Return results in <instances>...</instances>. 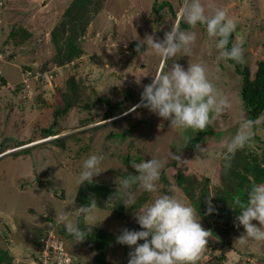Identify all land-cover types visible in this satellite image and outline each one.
Wrapping results in <instances>:
<instances>
[{
    "label": "rangeland",
    "instance_id": "374dc122",
    "mask_svg": "<svg viewBox=\"0 0 264 264\" xmlns=\"http://www.w3.org/2000/svg\"><path fill=\"white\" fill-rule=\"evenodd\" d=\"M154 1L91 0L85 12L87 29L79 40L83 53L74 61L56 66L52 60L59 51L51 40V31L71 0H0V76L8 81L7 84L0 81V145H3L0 147L3 151L0 153V242L11 257L13 252L18 254L15 256L20 259L17 264H27L31 254L39 253L37 239L48 227L61 231L64 225L57 220L63 210H72L73 223L82 224L75 215V209L80 206L76 195L81 187L76 186L75 177L83 159L91 153L104 156L98 169L100 173L93 180L114 187L124 173L135 174L133 162L153 157L165 160L162 170L166 176L165 179L159 177L156 191L159 195H175L193 208L176 182V171L188 167L206 174L212 183L213 179L217 180L222 164L220 140L230 139L238 122L248 119L241 93L242 75L237 72L234 61L217 60L214 40L207 36L203 26L197 25L192 29L197 34L192 55L182 56L176 62L187 67L188 61H203L209 79L229 97L231 107L203 131L187 129L183 132L169 127V121L138 107L143 85L150 82V76L162 63L167 70L172 61L162 62L151 52L141 60L132 43L152 34L162 39L172 23L183 21L177 16L181 0H157V5L162 1L171 4L159 12L153 8ZM208 2L202 0V3ZM212 2L237 21L234 43L243 42L242 68L249 66L254 74L257 61L264 59V0ZM14 26L29 33L20 44L10 38ZM69 77L77 83L72 97L81 106H74L60 116L56 134L52 135L60 139L56 142L54 138L48 139L51 136L42 137V130L53 123L54 110L62 104L61 92L68 94ZM129 93L132 97H127ZM87 103L92 104L90 108L82 106ZM117 103L121 104L113 108ZM107 112L109 117H106ZM253 130L255 134L250 143L241 149L250 156L264 151V122L260 119ZM36 138L48 140L28 142ZM25 146L31 147L25 151ZM170 152L179 159L176 164L166 166L172 158ZM125 156L133 159L126 161ZM131 191L132 203L143 198L135 209H142L153 200L150 193L139 188ZM229 206L230 216L236 217L234 206ZM135 209L127 205L132 216L124 221L110 207H96L94 227L117 237L123 228L135 223ZM200 223L210 233L207 244L212 247H204L201 252H213L209 264L221 257L222 252L225 255L219 262L233 264L245 248L253 249L260 254L257 256L264 255V243L250 240L243 247L237 246L236 239L243 228L237 229L234 221L227 231L226 243L212 235L201 217ZM65 237V247L80 256L83 264H95L94 251L86 239L76 243L70 235ZM128 252L127 246L111 243L109 259L115 264H127Z\"/></svg>",
    "mask_w": 264,
    "mask_h": 264
},
{
    "label": "clouds",
    "instance_id": "9594fccd",
    "mask_svg": "<svg viewBox=\"0 0 264 264\" xmlns=\"http://www.w3.org/2000/svg\"><path fill=\"white\" fill-rule=\"evenodd\" d=\"M177 16L189 27L181 29L179 22H174L170 30L164 32L162 39L152 34L136 40L135 51L139 59L142 60L151 52L159 56L162 62L172 61L167 70H164L162 63L160 69L150 76V82L143 85L137 106L169 121V127L179 132L187 129L203 131L231 107V101L209 79L203 61H188L187 67L176 61L182 56L192 55V45L197 38L192 29L197 25L203 26L207 36L214 40L218 61L241 63L243 42L228 47L229 36L236 30L237 21L229 17L225 9L216 7L212 0L207 4L202 3V0H181ZM260 119L264 117L257 120L241 119L230 139L220 140L225 167L229 166L238 150L250 143L255 134L254 125ZM197 148L204 151L199 145ZM169 156L179 159L171 152ZM103 159L100 153H91L83 159L75 177L78 188L94 182L93 177L100 173L98 169ZM165 162L155 157L133 162L131 166L135 174L118 178V185L106 202L119 200V204L131 207L133 186L143 192L154 193ZM237 205L239 212L234 226L237 229L242 226L243 231L236 241L240 245H247L250 240L264 243V181L251 180L246 200L241 202L238 199ZM96 207L97 200L90 194L88 203L75 209V215L82 217L84 228L73 223L72 210H63L57 222L62 223L73 241L78 243L97 224ZM214 211L211 196H208L207 212ZM134 219L139 228L125 227L116 237L118 244L129 248L127 264H196L210 235L209 231L202 228L194 208L169 193L156 196L142 209H135Z\"/></svg>",
    "mask_w": 264,
    "mask_h": 264
},
{
    "label": "trees",
    "instance_id": "16d2710c",
    "mask_svg": "<svg viewBox=\"0 0 264 264\" xmlns=\"http://www.w3.org/2000/svg\"><path fill=\"white\" fill-rule=\"evenodd\" d=\"M90 3L91 0H71L69 5L63 11L59 23L51 31V40L55 44V47L57 46L59 51L58 55H54L55 57L52 60L56 66H63L64 64L74 61L83 53V49L79 40H81V37L87 29L86 23L88 21L86 19L85 12L88 11L87 9L90 7ZM164 6L171 7V4L168 1H162V3L157 5V0L154 1L153 8L156 12H159ZM96 11L92 10V13H95ZM170 12L173 14V16L175 15L171 8ZM87 14H89V12H87ZM179 26L180 28H183V26L188 27L184 21H180ZM16 27L17 26H14L10 32V38H14L17 40L16 42L20 44L29 35V33L27 30ZM19 32H22L23 35H20ZM63 36L65 38L61 42ZM233 43L234 32L229 36L228 47L230 48ZM135 45L136 43H132L133 47H135ZM234 63L237 72L241 74L243 78L241 93L248 119L257 120L260 117H264V59L257 61V69L254 74H252L251 68L249 66L242 68V62L237 63L234 61ZM46 64L48 63H45V65ZM0 81L3 84L8 83L7 78L2 75L0 76ZM67 88L68 94L66 92H61L62 104L54 110L53 123L42 130L44 132L42 137L51 136L48 139L54 138L53 141L56 142H58L60 139H58V136L53 137L52 135L56 134L55 126L57 123H59L58 121L60 116L67 113L74 106H81V104L75 101V99L72 97V95H75L77 91V83L72 77L67 79ZM127 97H132V95L129 93ZM121 103L113 105V108L118 107ZM91 105L92 104L87 103L83 104L82 106L84 108H90ZM113 108L111 105L110 109ZM109 116V112H107L106 117ZM261 120L264 122V119ZM48 139L36 138L29 140L28 142L46 141ZM22 144L25 143H21L20 145ZM2 146L3 145L1 144L0 147L2 148ZM31 146H25L26 149L24 150L27 151ZM1 152H3L2 149L0 150V153ZM131 158L133 159V157L127 156L126 161H131ZM136 159L138 160L139 156H137ZM176 163L177 159L169 158L166 166H172ZM221 163L220 173H218L219 176L217 180L213 179V183L207 179L206 174L200 173L199 171L188 167L176 171L175 178L178 186L182 188L185 195L190 199L189 201L194 206L197 214L206 224L207 229L212 232V235L218 241L226 243V236L228 234L227 231L229 230L230 226L232 225V221H234L235 218L234 215H232L233 218L230 216L229 205L232 204V206H234L232 210L235 211V213H238L239 207L237 205V200L239 199L241 202L246 200V193L250 187L251 180H255L256 182L264 181V151L260 154L254 153L252 156H250L247 151H237L231 158L228 167H225L223 158ZM126 176H128L127 173H124L123 177ZM165 176L166 174L164 170H162L160 177L165 179ZM114 190V186L94 181L92 184H85L79 188L76 195V201L79 205L87 204L88 197L90 194H92L97 200V207H110L115 211L119 219L124 221L129 220L132 215L130 212H128L129 210H127V205L124 206L123 204H119V200L106 202ZM132 190H135L134 186ZM211 191L212 193L214 192L213 195H211ZM158 195V191H155L154 194H149L151 199H154ZM208 196H211V203L215 208V211L211 213L207 212ZM146 199H148V197ZM142 200L143 198H138L136 202L132 203V208L135 209L139 207ZM79 220L80 223H82L79 225V227L84 228L82 217H80ZM127 228L138 229L139 225L136 223H131ZM232 231L233 230L230 231V235L233 233ZM58 234L66 240L67 237H65V235L69 236L64 227L61 229V231H58ZM85 239L89 248L92 250V252L94 251L93 259L95 264H114L109 259V249L111 243L118 244L116 242V236L106 232L103 229H96V227H93L92 231L87 234ZM209 246H211L209 243L205 245L207 248ZM67 249L70 252L69 247H67ZM242 253L243 254L241 255L258 254H256V252L250 248L244 249ZM212 254V251H206V259L204 264H207V262L209 264V259L212 257ZM224 255L225 253L222 252L221 257L223 258ZM221 257H216L215 260H213L210 264H222L219 262ZM259 257L264 258V255ZM13 261V257L10 256L6 247L2 245L0 247V264H13ZM198 261L199 258L196 263H198Z\"/></svg>",
    "mask_w": 264,
    "mask_h": 264
},
{
    "label": "built area",
    "instance_id": "2783aa9c",
    "mask_svg": "<svg viewBox=\"0 0 264 264\" xmlns=\"http://www.w3.org/2000/svg\"><path fill=\"white\" fill-rule=\"evenodd\" d=\"M39 253L31 264H83L81 259L65 247L64 238L55 228L49 229L38 238ZM233 264H264V258L257 255H242Z\"/></svg>",
    "mask_w": 264,
    "mask_h": 264
},
{
    "label": "crops",
    "instance_id": "0c3cea01",
    "mask_svg": "<svg viewBox=\"0 0 264 264\" xmlns=\"http://www.w3.org/2000/svg\"><path fill=\"white\" fill-rule=\"evenodd\" d=\"M48 229H51V227H48ZM48 229H47V230H48ZM4 231H5V230H3V232H4ZM236 243H237V246H238L239 243H238V242H236ZM248 243H250V241H249ZM255 243H258V242H255ZM255 243H254V244H255ZM0 244H1V245H4V244L1 243V242H0ZM251 244H253V243H251ZM254 244H253V245H254ZM239 245H240V244H239ZM4 246H5V245H4ZM240 246H242V245H240ZM242 247H243V246H242ZM257 248H259V247H257ZM245 249H246V248H245ZM243 250H244V249H243ZM12 254H13L12 256L14 257V259L16 258L15 256L18 255L17 253L15 254L14 252H13ZM226 255L228 256V255H229V252H226ZM204 256H205V257H204ZM33 257H34V254H31V258L28 259V260H30V261H27V264H31V263H32ZM79 257H80V256H79ZM204 258L206 259V255H205L204 253H201L200 256H199V261H200V263L203 262V261H205ZM235 258H236V257H235ZM14 261H15L14 263L17 264L18 261L20 262V259L16 258ZM199 261H198V263H196V264H199ZM228 261H229V263H230L232 260H228ZM228 261H227V262H228ZM114 264H115V263H114Z\"/></svg>",
    "mask_w": 264,
    "mask_h": 264
},
{
    "label": "bare ground",
    "instance_id": "6f19581e",
    "mask_svg": "<svg viewBox=\"0 0 264 264\" xmlns=\"http://www.w3.org/2000/svg\"><path fill=\"white\" fill-rule=\"evenodd\" d=\"M40 142V141H39Z\"/></svg>",
    "mask_w": 264,
    "mask_h": 264
}]
</instances>
